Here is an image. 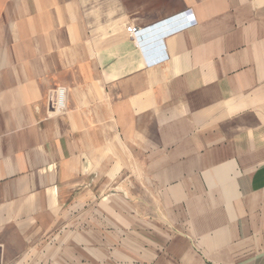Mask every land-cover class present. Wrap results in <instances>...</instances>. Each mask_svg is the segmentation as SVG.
Instances as JSON below:
<instances>
[{"label": "crops", "instance_id": "crops-1", "mask_svg": "<svg viewBox=\"0 0 264 264\" xmlns=\"http://www.w3.org/2000/svg\"><path fill=\"white\" fill-rule=\"evenodd\" d=\"M0 16L3 246L61 225L80 252L84 224L93 261L111 226L145 249L162 193L185 264H264V0H12ZM175 17L148 54L127 30Z\"/></svg>", "mask_w": 264, "mask_h": 264}, {"label": "rangeland", "instance_id": "rangeland-1", "mask_svg": "<svg viewBox=\"0 0 264 264\" xmlns=\"http://www.w3.org/2000/svg\"><path fill=\"white\" fill-rule=\"evenodd\" d=\"M11 1L0 0V15H2V11ZM0 20H2L1 16ZM49 105L54 109L52 101ZM119 189V184H117L110 192V195L118 199L121 197L119 196ZM171 197V194H166L164 201L163 194L161 193L158 201L159 209L151 208L153 204L150 200L147 201V206L150 210L147 212L146 217L151 219V217L157 215L155 218L160 219L158 220L159 225H155L154 227L145 226V229L149 230L148 236H145L147 238V241L144 242L145 249L143 247H136V245H141L142 241L140 244L133 243V241L124 242L122 238L126 237L125 232L121 235L118 227L107 226L108 230L111 231L105 234L106 237L102 234L95 239V257L93 261L92 258L85 256L87 252L82 250V247H86L89 236L91 238V234H87V225L83 224L84 227L80 225L78 233L76 232L81 239L80 252L79 250H72L71 238L73 234L70 226L62 228L59 225L58 227H53L48 233H42L43 238L41 240V233L39 231L41 227L33 226V235H38L37 239L31 242L17 241L14 250L11 248L7 249V245L4 244L3 246L0 243V264H8L9 262L11 264H158L161 261H164L165 264H185L182 252L179 251L183 248V241L178 236L179 232L184 230V219L182 216H178V213L172 210V208H169ZM174 199L178 201V195H174ZM163 216H167V218H161ZM103 218L104 215L99 216V221L102 222ZM99 226L101 225L96 223L95 233L97 235L101 230L103 231V227ZM63 232H66L65 235L69 237V241L61 245ZM18 233L17 228V237ZM192 245L195 249L196 242L194 239ZM195 250L199 254L198 248ZM12 254H16V256L12 258ZM168 261L171 263H167ZM192 263L194 264L193 256Z\"/></svg>", "mask_w": 264, "mask_h": 264}, {"label": "water", "instance_id": "water-1", "mask_svg": "<svg viewBox=\"0 0 264 264\" xmlns=\"http://www.w3.org/2000/svg\"><path fill=\"white\" fill-rule=\"evenodd\" d=\"M182 24V23H181ZM178 22V17L171 18L170 20L161 21L155 26L147 27L139 32L140 34V44L143 47L145 54H148L150 43L154 40H158V43H161V36L164 34L174 30V26H178L176 28L181 27L182 25ZM163 56V53H162Z\"/></svg>", "mask_w": 264, "mask_h": 264}, {"label": "built area", "instance_id": "built-area-1", "mask_svg": "<svg viewBox=\"0 0 264 264\" xmlns=\"http://www.w3.org/2000/svg\"><path fill=\"white\" fill-rule=\"evenodd\" d=\"M190 19V18H189ZM128 32L133 36V37H138L140 30L137 29L135 26H130L128 27ZM64 88L59 87L55 90V97L54 99H51L50 102L52 101L53 107H57L60 109L62 107V95L64 93Z\"/></svg>", "mask_w": 264, "mask_h": 264}, {"label": "bare ground", "instance_id": "bare-ground-1", "mask_svg": "<svg viewBox=\"0 0 264 264\" xmlns=\"http://www.w3.org/2000/svg\"><path fill=\"white\" fill-rule=\"evenodd\" d=\"M62 103H63L62 107H60L61 110L65 108V91H64V93L62 95Z\"/></svg>", "mask_w": 264, "mask_h": 264}]
</instances>
